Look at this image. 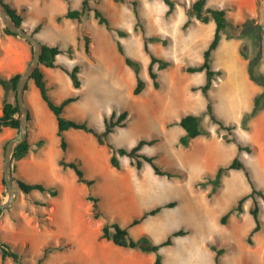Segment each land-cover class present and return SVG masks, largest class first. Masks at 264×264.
I'll use <instances>...</instances> for the list:
<instances>
[{
	"label": "rangeland",
	"instance_id": "obj_1",
	"mask_svg": "<svg viewBox=\"0 0 264 264\" xmlns=\"http://www.w3.org/2000/svg\"><path fill=\"white\" fill-rule=\"evenodd\" d=\"M191 1L174 0L175 11L166 16L167 7L161 0H138L141 21L137 25L130 0H90V6L99 8L114 28L127 32L125 37L98 24L92 11L77 24L81 38L79 42L75 38L76 30L59 26L60 30L55 35L57 40L52 43L63 48L72 44L73 54L67 55L70 58L74 55V62L81 64L79 99L70 103L63 115L70 119L85 120L101 131L104 128L103 117L112 109L117 112L127 110L125 126L115 127L108 141L114 147H130L140 138L157 137L154 144L144 145L141 151L154 155L163 169L181 170L185 175L170 178L156 175L146 162L137 169L127 156H119L120 168L116 169L109 163L110 151L106 144H98L91 134L83 130L65 131L67 149L62 151L53 113L35 86L33 88L38 97L37 108H34L30 85H27L24 97L30 113L28 135L47 141L39 166L33 165L28 174L39 177V182L44 185L55 187L58 195L49 197L43 193L47 199L51 198V205L41 206L32 204L31 195L25 196L18 192L12 206L3 210L0 216L4 226L2 240L22 256L21 263L11 261V264H37L36 258L48 245L58 249L49 253L40 264H151L154 253L117 246L101 238L100 229L103 223L114 221L126 226L145 210L170 200L176 201L174 207L163 208L156 215L148 216L129 228L133 238L148 233L154 242L161 241L178 228L186 230L187 233L172 245L159 250L162 264H214V252L208 247L210 244L223 248L220 264H264V200L257 196L261 229L252 235L251 244L246 241L254 225L249 213L252 205L250 197L242 203V211L234 210L221 220V216L235 207L237 200L251 190L244 172L228 170L222 177L221 185L214 191H211L210 184L205 187L198 185L207 175L214 174L217 165H227L237 154V149L235 143L224 142L222 136L226 132L220 130L204 113L206 98L199 89H195L204 82L203 73H189L185 69L189 64L200 62L201 49L208 43L214 30L212 21L202 23L196 20L185 29L181 27L188 17ZM80 3L81 0H70L68 7L78 8ZM207 5L227 8V16L233 21H242L249 14L264 26V0H207ZM41 23L46 33L56 34V29L53 30L52 25L44 19ZM142 26L147 36L159 35L166 40V43H148L152 53L171 62L167 68L158 71L161 80L158 89L152 86L147 72L149 55L143 50ZM84 36L90 38L89 54L84 52L82 46ZM115 38L120 40L127 55L140 62L141 77L147 82L140 94L132 93L134 82L132 85L129 83L127 73L132 74L133 81L134 74L117 52ZM263 40L264 36L262 56ZM242 41L227 39L223 33L221 44L212 55V67L222 69L223 74L215 81L209 97L213 101L215 113L224 121L236 125L233 130L236 138L252 148L251 153L243 151L239 157L246 165L254 187L264 194V112L253 125L250 121L248 131L240 127V117L238 120L235 117L236 111L250 106L252 83L238 52ZM244 41L250 55V40ZM131 42H135L137 47L132 46ZM192 44L194 47L201 45L200 50L196 52ZM58 58L66 59V55L60 54ZM3 59L4 54L0 52V64ZM261 67L264 70L263 59ZM176 78L181 79L183 84L177 87L174 84ZM48 79H51L49 74ZM56 81L49 88L56 102L78 92L70 81L68 84L61 79ZM178 92L182 94L176 95ZM185 94L196 101L189 108L184 101ZM14 96L15 92L0 86V112L3 99L13 101ZM188 112L200 114L201 126L208 133L194 138L184 147L178 144L182 128L167 124ZM15 134L16 130L9 127H3L0 131V182L4 146ZM62 156L67 160H79L85 177L94 179V183L91 186L78 183L72 169H63L58 165V159ZM232 179L237 181V188L232 189L225 198L222 197L217 205L218 211L208 216L204 208L213 205L219 196L227 192ZM2 193L5 195L2 196ZM37 194L43 197L42 193ZM89 194L98 198L102 214L96 220L91 218V201L87 199ZM0 195L2 199L6 197V188L2 183ZM137 198L141 200L137 201ZM234 225H237V231L235 235H229Z\"/></svg>",
	"mask_w": 264,
	"mask_h": 264
},
{
	"label": "trees",
	"instance_id": "obj_2",
	"mask_svg": "<svg viewBox=\"0 0 264 264\" xmlns=\"http://www.w3.org/2000/svg\"><path fill=\"white\" fill-rule=\"evenodd\" d=\"M6 7L7 12L13 18L15 23L19 26L22 22L21 12L12 7L6 0H0ZM90 0H81L79 8L68 7L66 12L62 15L56 16V20L60 21L63 18L71 19L76 22H81L83 17L93 12V17L97 20L98 24L104 25L109 30H114L118 36L125 37L127 32L120 29L114 28L109 19L104 15V13L97 7H91L89 4ZM114 1H124V0H114ZM166 5L165 15L169 16L175 11V2L174 0H161ZM132 5L133 14L136 19V24L140 25L141 17L138 11V0H130ZM23 8H21V11ZM227 8L225 7H213L207 5V0H193L189 4L188 17L182 24V28L185 29L194 21H200L202 23H208L212 21L214 23V30L211 39L209 40L207 46L201 53L202 59L197 64L187 65L186 71L189 73L203 72L204 73V82L195 87L199 89L202 95L206 98V105L204 113L209 116V119L212 123L216 124L220 130L225 131L223 134V140L225 143H235L237 154L231 159L227 165H218L213 175H207L204 178V181L199 182L198 185L205 187L207 184L211 185V191H214L217 187L221 185L222 177L228 170H242L245 174L247 181L250 183L251 190L248 194L241 196L235 205V207L230 208L221 216V220L226 219L234 210L242 211V203L247 199L251 198L252 205L249 207V213L254 221V225L250 229L247 236V243H252V235L258 232L261 229V220L259 217V203L257 196L261 197L264 200V194L261 190L256 189L252 183L249 171L240 159L239 154L241 152L251 153L252 148L243 144L239 141L234 135V129L236 125L234 123H228L224 121L220 116H218L214 111L213 101L209 97V91L213 88V85L216 80H218L222 74L223 70L212 67V55L213 52L217 49L223 33L227 39H243L242 43L238 47L239 55L242 59L246 60V70L249 79L261 87L260 92L256 93L252 98L251 108L248 111H244L240 116V127L243 130H250V121L255 118L261 111L264 110V70L261 67L262 63V37L264 36V26L255 21V18L251 17L249 14L246 15L245 19L242 21H233L230 17L227 16ZM41 27L39 23L35 28L30 31L32 35L38 31ZM3 31L7 34L17 36L16 34L10 32L7 28L3 27ZM141 32L143 35V50L149 55V61L147 64V72L149 77L152 80V86L155 89H158L161 86V80L159 78V70L167 68L171 62L169 60L158 57L152 53L149 49V42L160 41L166 43L165 38H161L159 35H146L143 26L141 27ZM79 39H81L79 37ZM83 48L85 53L90 52V38L84 36L83 38ZM249 39L251 45V54L249 55L247 50V44L244 40ZM245 43V44H244ZM115 46L117 52L123 57L124 63L133 71L135 77V86L132 89L134 95L140 94L146 87L147 82L141 77L140 70L141 65L138 60L127 55L124 51L122 43L118 38H115ZM31 49V47H30ZM72 46H69L66 49L61 48L58 44H45L43 43V50L40 55L39 64H43L46 67H59L65 71L72 82L74 88H79L81 86L80 80V69L81 66L74 64L70 69L66 68L60 63H57L56 56L58 54L67 53L72 55ZM156 65V67H155ZM19 73H15L10 77H4L0 74V86L4 90H12L15 92V84L17 82ZM35 86L39 90L41 99L45 102L48 109L53 113L56 121V135L59 138V146L62 151L67 149V141L65 139V131L69 129L74 130H83L91 134L97 141L98 144H106L110 151L109 163L112 167L119 169L120 162L119 156H127L130 158L132 163L137 169H140L144 162L148 163L153 172L156 175L166 176L168 178L174 176L185 175L184 171L181 170H168L163 169L157 162L154 155H148L141 151L144 145L154 144L158 138H140L136 143L130 147L119 146L114 147L109 141V135L114 131L115 127H124L125 119L128 115L127 110H122L117 112L115 109H112L108 115L103 117L104 128L99 131L93 126L89 125L85 120H75L65 117L64 108L67 104L77 99V96H67L59 102H56L52 99L51 95L48 93V87L46 80L42 71L38 67L34 70L31 78ZM28 80V81H29ZM28 84V82H27ZM27 84L25 90L27 88ZM30 120V113L28 115V121ZM167 125H179L183 132L178 137V144L184 147H187L190 144V141L199 135H206L207 130H204L201 126V116L200 114L188 112L179 117L178 120H174ZM3 127H9L17 131L19 127L18 120V107L16 104L15 96L13 101H8L6 98L3 99L0 112V131ZM227 135H231L228 137ZM45 142V138H39L36 141V147H40ZM31 148V145L28 141V132L27 136L15 147L12 154V161L18 160L27 155ZM58 165L63 169L70 168L75 174V179L78 183H84L87 186H91L94 183V179L85 177L84 169L81 165V162L77 159L67 160L64 156L58 159ZM13 181L18 192L23 193L25 196H28L33 190L40 191L41 193H46L49 197H55L58 195V190L54 187H47L42 183H30L22 179L14 178ZM1 183L4 185L2 178ZM5 186V185H4ZM4 196L5 194H1ZM0 195V198L2 199ZM87 199L91 201V218L96 220L101 216V210L98 204V198L89 194ZM33 205L41 206H50L49 201L33 199ZM176 205L175 200H170L163 204L154 206L150 209L145 210L139 217H134L128 225L121 226L117 222L103 223L101 226L100 237L106 240L112 241L115 245L137 249L144 253H154V259L151 264H162V255L159 250L163 247L169 246L173 243V238L177 236H183L187 232L182 228H178L174 231H171L164 239L158 242H154L148 234H142L137 238H133L129 233V228L141 223L148 216H153L159 213L163 208L174 207ZM3 212L0 209V213ZM223 223V222H222ZM208 247L214 252L213 260L214 264H220V256L223 253V248H218L213 244L208 245ZM58 249L54 246H45L40 255L36 258V263L40 264L44 261L48 254L53 250ZM11 258L16 263L22 262V256L15 250L11 248L6 242L0 241V264H3L4 260Z\"/></svg>",
	"mask_w": 264,
	"mask_h": 264
},
{
	"label": "crops",
	"instance_id": "obj_3",
	"mask_svg": "<svg viewBox=\"0 0 264 264\" xmlns=\"http://www.w3.org/2000/svg\"><path fill=\"white\" fill-rule=\"evenodd\" d=\"M6 1L12 7H14L16 10L21 12V15H22L21 25L26 31H28V32L32 31L35 28V26H37L39 23H41L42 19H44V21H46L50 25H52L53 30L54 29L57 30V31L55 30L56 34L53 33L52 35H50V34H48V32L46 33V29L44 28V25L41 23V27L35 33V36L42 43L53 45L54 42L52 43V41L53 40H55V41L57 40V38H55V35H57L58 34L57 32L60 30L59 26L65 27L66 29H71L72 28V29H74V31L75 30L77 31V24L79 22H76V21H73V20L67 19V18H63L60 21L56 20V16L62 15V14H64L66 12V10L68 9V5L70 3V0H6ZM21 8H23L22 11H21ZM67 21H69L70 23H68ZM3 27L4 26H3V24H2V22L0 20V52H2L4 54L3 62L0 64V74L2 76H4V77L8 78V77L12 76L13 74L22 72L24 70V68L26 67V65L29 62V59L31 57V49H30V45L25 40L20 38L19 36H14V35L5 33L3 31ZM74 34H75V32L73 33V35ZM75 38H77L78 39L77 41L79 42V32L78 31H77V33L75 35ZM193 40L194 39H192V41ZM207 44L204 47H202L201 53L204 50V48L207 46ZM220 44L221 43H219V45ZM219 45H218V47H219ZM70 46H73V45L70 44ZM82 46H83V44H82ZM61 48H63V47H61ZM192 48L194 50H196V52H198L200 50V48H201V45H199V47L198 46L194 47L193 44H192ZM63 49H66V48H63ZM58 55H60V54H58ZM58 55L56 56V60L55 61L57 63L62 64L63 66H65L68 69H70L74 64H78V65L81 66V64L79 62H74V60H75V56L74 55H73V58L72 57L70 58L67 55V53L62 54V55H66V59H62V58L59 59ZM75 55H76V53H75ZM201 59H202V56H201ZM201 59H199L198 61H201ZM262 59H263V62H264V40H263V56H262ZM241 60H242L241 63L244 65V68H245V71H246V74H247L246 62L243 61V59H241ZM72 61L74 62L73 64H72ZM70 64H72V65H70ZM39 68L42 71V73L44 75V78L46 80V84H47V87H48V93H49L50 86L52 84H56L57 83L56 80H60V79L64 80L67 84H68V81L71 82V79H70L69 75L65 71L60 69L59 67H53L52 68V67L42 66L41 64H39ZM48 68H52L53 70H49ZM80 73H81V69H80ZM128 73H127V80H129V83H131V85L134 82V86H135V77H134V81H133L132 74L130 72H128ZM199 73H201V72H199ZM48 74L50 75V78H51L50 80L48 79ZM203 75H204V73H203ZM122 78H123V76H122ZM251 83L252 84H250V93H249L250 106L247 109H243L242 111H239V110L236 111V116H235L236 120L239 119V117L241 116V114L244 111H248L251 108L253 96L256 93L260 92V90H261V87L259 85L253 83L252 81H251ZM27 85H30L31 99L34 102L33 106H34V108H37L36 107V100H37L38 94H37V91L33 88V86H35L33 80H29ZM71 85H72V82H71ZM74 89H76V91H78V92L76 94H73V95H68V96H77V99L72 101V102H75V101H77L79 99V88H74ZM38 92H39V90H38ZM65 97H67V96H64L62 99H64ZM72 102H70V103H72ZM69 104H67L65 106V108ZM65 108H64V111H65ZM263 112H264V110L261 111L255 118L252 119V125L255 122V120L258 119V117H260V115ZM9 133L10 132H8V134ZM202 136L203 135H199L197 137H202ZM197 137H195V138H197ZM38 139H39L38 137L30 138L29 135H28V141H29V143L31 145V148H30L29 152L27 153L26 156H24V157H22V158H20L18 160L12 161V175H13L14 178L22 179V180H24L26 182H30V183H40L39 182V177H31L28 174V170L33 165L39 166L38 163L41 162V158L40 157H42V154L46 150V143H47L46 140L40 147H38V148L36 147V141ZM217 166H216V168H217ZM216 168H215V170H216ZM67 169H70V168H67ZM214 171L209 172V173H213ZM0 185H1V182H0ZM46 186H48V185H46ZM37 192H40V191L33 190L29 195H31V197L33 199L51 201V198L47 199V197H45L43 193H42L43 197H41L40 195L37 194ZM21 194L24 195L23 193H21ZM2 213L3 212L0 213V216L2 215ZM1 222L2 221H0V241L4 242V240H2V232H3V229H4L3 227L4 226H2ZM146 234H148V233H146ZM181 237L182 236L174 237L173 238V243L176 240L180 239ZM11 261H13L11 258H7V259L4 260L3 264H11Z\"/></svg>",
	"mask_w": 264,
	"mask_h": 264
},
{
	"label": "water",
	"instance_id": "obj_4",
	"mask_svg": "<svg viewBox=\"0 0 264 264\" xmlns=\"http://www.w3.org/2000/svg\"><path fill=\"white\" fill-rule=\"evenodd\" d=\"M0 20L5 28L25 40L31 47L29 62L24 70L20 72L15 84V100L18 107L19 127L16 134L7 140L3 150L1 172L2 181L6 188V197L3 199L0 198V209L4 210L12 206L18 195L12 175V154L15 147L27 136L29 108L25 101L24 92L28 80L39 65L43 43L35 35L26 31L22 26L17 25L1 1Z\"/></svg>",
	"mask_w": 264,
	"mask_h": 264
},
{
	"label": "bare ground",
	"instance_id": "obj_5",
	"mask_svg": "<svg viewBox=\"0 0 264 264\" xmlns=\"http://www.w3.org/2000/svg\"><path fill=\"white\" fill-rule=\"evenodd\" d=\"M126 15V14H125ZM125 15H123V16H125ZM132 43V42H131ZM130 45V44H129ZM137 44L134 42V44L132 43V46H135V47H137L136 46ZM221 59V58H220ZM174 84H176V86L178 87V86H180V85H182L183 84V82H182V80L181 79H177L176 78V80H175V82H174ZM176 93V92H175ZM182 93H177L176 95H181ZM174 95V94H173ZM241 95V94H240ZM175 96V95H174ZM185 99H184V101H186L187 102V104H188V108L189 107H191V105H194L195 103H196V101H195V98H193V97H187V95L185 94ZM235 188H237V181L236 180H234V179H232L231 180V183L228 185V189H227V192L226 193H224L223 195H221V196H219L218 198H217V201H215L214 202V204L213 205H207L205 208H204V212L208 215V216H212L215 212H217L218 211V207H217V205H219L220 203H218V202H220L221 201V199H222V197L223 198H225L226 196H228L229 194H230V191H232V189H235ZM143 198H147V197H142V199ZM135 200V199H134ZM137 201L138 200H141V199H136ZM223 201V200H222ZM225 201V200H224ZM129 202V201H128ZM127 202V203H128ZM133 202V201H132ZM147 202V201H146ZM130 203V202H129ZM143 203V202H142ZM211 219V218H210ZM241 223V222H240ZM235 224H239V222H235ZM237 229V225H234L233 226V228L231 229L232 231H231V233L229 234V235H235V233H236V230Z\"/></svg>",
	"mask_w": 264,
	"mask_h": 264
}]
</instances>
